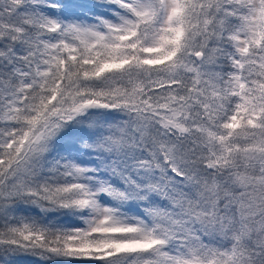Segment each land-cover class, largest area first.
<instances>
[{
    "label": "snow or ice",
    "instance_id": "1",
    "mask_svg": "<svg viewBox=\"0 0 264 264\" xmlns=\"http://www.w3.org/2000/svg\"><path fill=\"white\" fill-rule=\"evenodd\" d=\"M0 264H264V0H0Z\"/></svg>",
    "mask_w": 264,
    "mask_h": 264
}]
</instances>
